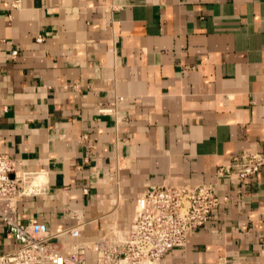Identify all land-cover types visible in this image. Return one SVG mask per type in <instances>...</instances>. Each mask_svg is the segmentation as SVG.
Instances as JSON below:
<instances>
[{"label":"crops","instance_id":"crops-1","mask_svg":"<svg viewBox=\"0 0 264 264\" xmlns=\"http://www.w3.org/2000/svg\"><path fill=\"white\" fill-rule=\"evenodd\" d=\"M251 146L264 0H0V153L41 190L18 204L26 222L91 240L128 228L147 188L214 184L227 199L161 264H264V165L217 176ZM16 246L0 219V254Z\"/></svg>","mask_w":264,"mask_h":264},{"label":"built area","instance_id":"built-area-1","mask_svg":"<svg viewBox=\"0 0 264 264\" xmlns=\"http://www.w3.org/2000/svg\"><path fill=\"white\" fill-rule=\"evenodd\" d=\"M22 5L23 0H10L12 10ZM12 53L17 55L18 51ZM263 165L264 153L251 146L219 167L217 176L240 184L254 177ZM40 191L32 172L25 171L11 154L0 153V219L17 242L13 250L0 254V264H161L166 252L184 246L227 199L217 194L214 184L188 187L164 183L147 188L139 196L121 238L112 239L106 233L93 240H81V222L53 234L44 222L23 219L20 200ZM208 264L240 263L220 258Z\"/></svg>","mask_w":264,"mask_h":264},{"label":"bare ground","instance_id":"bare-ground-1","mask_svg":"<svg viewBox=\"0 0 264 264\" xmlns=\"http://www.w3.org/2000/svg\"><path fill=\"white\" fill-rule=\"evenodd\" d=\"M38 176V175H37ZM39 181V180H38ZM124 228H120V229H118V227H116L115 229H112V231H109L108 233H107V235L110 237V238H112V239H116V238H121V231L123 230ZM125 230V229H124ZM91 240H93V239H91Z\"/></svg>","mask_w":264,"mask_h":264},{"label":"rangeland","instance_id":"rangeland-1","mask_svg":"<svg viewBox=\"0 0 264 264\" xmlns=\"http://www.w3.org/2000/svg\"><path fill=\"white\" fill-rule=\"evenodd\" d=\"M124 229H126V228H124ZM106 234V233H105Z\"/></svg>","mask_w":264,"mask_h":264}]
</instances>
